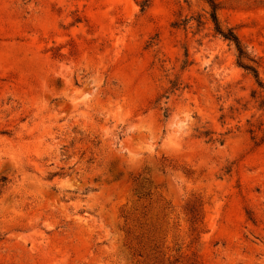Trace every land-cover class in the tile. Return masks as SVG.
<instances>
[{
  "label": "rangeland",
  "instance_id": "rangeland-1",
  "mask_svg": "<svg viewBox=\"0 0 264 264\" xmlns=\"http://www.w3.org/2000/svg\"><path fill=\"white\" fill-rule=\"evenodd\" d=\"M0 0V264H264V0Z\"/></svg>",
  "mask_w": 264,
  "mask_h": 264
},
{
  "label": "trees",
  "instance_id": "trees-1",
  "mask_svg": "<svg viewBox=\"0 0 264 264\" xmlns=\"http://www.w3.org/2000/svg\"><path fill=\"white\" fill-rule=\"evenodd\" d=\"M207 2V4L209 5L210 7V10H211V13H210V17H211V20L213 22V25H214V29L215 31L221 35L224 39L232 42L236 48V51L238 53V64L240 67H242L244 70L246 71H249L250 73H252L254 79L256 80L257 84L259 86H262V84L260 83V81L258 80V76H257V73H256V70L249 66V65H246L244 63L241 62V59L245 58V53L240 45V42L237 38V36L231 31V30H227V31H223L218 23V20H217V17H216V4L213 0H204ZM264 88V87H263Z\"/></svg>",
  "mask_w": 264,
  "mask_h": 264
}]
</instances>
